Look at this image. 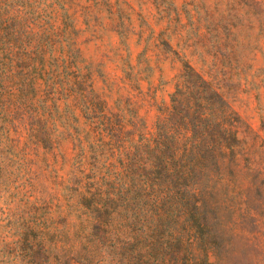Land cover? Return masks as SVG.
Here are the masks:
<instances>
[{
  "label": "rangeland",
  "instance_id": "rangeland-1",
  "mask_svg": "<svg viewBox=\"0 0 264 264\" xmlns=\"http://www.w3.org/2000/svg\"><path fill=\"white\" fill-rule=\"evenodd\" d=\"M188 65L264 163V0H0V264H175L158 258L175 191L141 167ZM250 182L216 186L227 218L259 198Z\"/></svg>",
  "mask_w": 264,
  "mask_h": 264
},
{
  "label": "trees",
  "instance_id": "trees-1",
  "mask_svg": "<svg viewBox=\"0 0 264 264\" xmlns=\"http://www.w3.org/2000/svg\"><path fill=\"white\" fill-rule=\"evenodd\" d=\"M182 78L171 106L159 118L156 147L148 153L153 164L141 167L148 180L159 171L158 187L175 191L168 203L177 211L176 248L161 249L158 258L169 256L175 264H264V163L239 139L235 113L218 87L189 65ZM33 137L36 144L42 142L40 133ZM249 157L243 167V158ZM136 167L132 160L124 162L127 172ZM230 178L250 180L246 192L255 190L259 198H249L250 208L241 216L227 218L215 191ZM78 196L79 204L102 224L106 209L89 207L92 197L87 193ZM161 226L166 225L156 229ZM126 249L127 243L117 246L116 255L125 257L121 252Z\"/></svg>",
  "mask_w": 264,
  "mask_h": 264
}]
</instances>
